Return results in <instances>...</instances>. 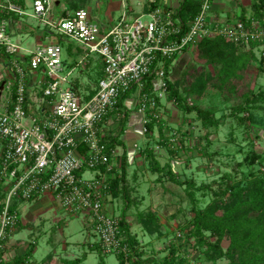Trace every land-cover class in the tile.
Returning <instances> with one entry per match:
<instances>
[{"label": "built area", "instance_id": "built-area-1", "mask_svg": "<svg viewBox=\"0 0 264 264\" xmlns=\"http://www.w3.org/2000/svg\"><path fill=\"white\" fill-rule=\"evenodd\" d=\"M185 0H147L138 15L123 13L102 27L88 11L77 8L59 19L51 17V0H33L32 9L43 26L77 42L84 56L74 66L64 65L58 42L33 50L27 59L9 40L5 14H24L15 0H0V46L11 58L14 78L0 92V264L2 252L16 228L19 204L51 195L66 214H82L86 227L98 238L102 254H125L119 218L104 208L107 189L99 167H108L116 153L107 142L105 121L122 110L119 101L141 115L142 133L158 121V101L167 92V67L186 49L203 39L220 38L252 50L264 67V14L229 15L213 8V0H198L197 12L179 14ZM96 57L102 77L82 93L72 75L84 59ZM41 95L27 102L25 77L37 72ZM36 75V74H35ZM152 92L144 91L146 83ZM13 88L14 100H11ZM96 171L92 177H84Z\"/></svg>", "mask_w": 264, "mask_h": 264}, {"label": "rangeland", "instance_id": "rangeland-1", "mask_svg": "<svg viewBox=\"0 0 264 264\" xmlns=\"http://www.w3.org/2000/svg\"><path fill=\"white\" fill-rule=\"evenodd\" d=\"M62 1L69 10L85 7L92 21L109 27L117 22L115 19L124 10L123 5L137 9V3L143 0ZM252 2L213 0L212 4L215 10L224 14L243 10L248 16L254 15ZM29 11L32 13L31 8ZM107 15L114 19L109 26L106 24ZM13 39L22 41L21 37L13 36ZM198 53L196 44L186 49L172 62L168 78L188 105L197 106L218 119V125H203L196 112L180 111L173 97L166 92L160 101V123L155 125L154 135L150 134L148 138L151 139L137 150L134 165L126 167L125 179L118 183L117 196L107 193L104 201L107 213L116 217H119L125 201H129L126 220L130 232L135 235L139 258L144 264H155L168 258L183 259L185 264L227 262L225 258L208 260L203 249L195 247L194 238L187 232L193 211L185 186L170 181L165 172L161 177L153 173L144 154L146 148L153 150L161 165L168 164L179 180L189 181L196 187L200 206L206 205L214 192H221L229 180L243 185L253 174L264 176V67L255 57L252 64L241 71L242 79L221 83L217 79L220 65L202 59ZM99 73L96 69L92 79L97 80ZM35 74L36 81L43 76L39 71ZM77 74L75 71L72 77ZM126 110L128 115L136 111L134 107L124 106L116 114L115 134L119 133ZM138 143L142 144L141 140ZM120 155L116 164L109 167L110 162L100 177L120 178ZM96 173L88 171L84 177L89 178ZM18 207L20 219L28 225L21 229L16 226L10 240L21 243L17 248L30 251L28 259L31 263L41 261L50 252L58 257L54 264H62V257H79L84 252L83 264L99 262L98 238L91 228L86 227L82 214L64 213L52 198L38 203L23 201ZM146 214L154 216L147 223L143 221ZM228 243V240H223L221 245L226 248ZM90 245L97 249L91 250ZM16 250L13 247L10 253L15 256ZM126 252L122 264L129 262ZM4 254L3 251L2 256ZM103 255L106 264H120L115 254Z\"/></svg>", "mask_w": 264, "mask_h": 264}, {"label": "trees", "instance_id": "trees-1", "mask_svg": "<svg viewBox=\"0 0 264 264\" xmlns=\"http://www.w3.org/2000/svg\"><path fill=\"white\" fill-rule=\"evenodd\" d=\"M199 8L197 0H185L179 12L185 19L192 17ZM251 11L255 16L261 17L264 14V0H253L251 4ZM244 17V11L240 13ZM63 37V36H60ZM199 56L220 65L218 70V77L221 83L231 82L238 78L242 79L241 71L252 64L255 55L252 50H245L243 47L220 38L203 39L196 44ZM76 61L68 64L69 67L74 66ZM171 66L167 67V76L170 72ZM102 77V72L99 78ZM167 92L173 97L177 107L182 112H196L198 119L203 125L217 126L218 119L206 114L200 110L199 107L188 105L174 87V83L167 77ZM144 91L152 92V86L149 82L146 83ZM95 90L90 92L93 94ZM15 89L13 88L11 100H14ZM125 96L119 101L122 110L124 108L123 100ZM158 106L160 102L158 101ZM159 111V109H158ZM129 115L126 114L121 120L119 133L107 136V142L113 147L124 145L120 136L124 134ZM160 121H152L147 125L148 134H150L155 125ZM161 129V127H160ZM147 158L149 169L153 173H157L161 177L163 173L167 174V178L175 184L184 185L185 192L192 203L193 217L187 227L188 235L194 238L195 247L203 249V253L208 260L216 261L221 258L227 259L226 264H264V176L253 174L245 184L240 185L238 182L229 180L228 183L221 188V192H214L213 198L204 206H200L199 199L196 197V187L189 181H182L176 176L168 164L161 165L154 156V152L150 148L144 150ZM111 162V161H110ZM119 169L121 171L120 178H106L108 184L104 191L105 195L110 193L112 196H117V187L119 181L125 179V171L128 166L127 155L125 151L120 156ZM106 166L99 167V170L106 172ZM115 169V168H114ZM113 171V170H112ZM201 189V188H197ZM129 201L126 200L122 211L119 215L120 236L122 242L126 245L129 260L128 264H144L139 258L140 253L137 248L135 235L130 232L129 224L126 220L127 208ZM152 214V213H151ZM151 214H146L143 221L147 223L148 220L154 218ZM20 220L17 222L19 225ZM223 240H228V246L223 248L221 243ZM91 250L97 249L96 246L91 245ZM100 259L97 264H106L103 259V254L98 247ZM30 251L25 254L15 257L12 261L4 264H21L28 260ZM127 254V252H126ZM119 263L122 264L125 259L122 253L115 254ZM86 258L84 252L81 256L75 258H63L62 264H83ZM33 264V263H27ZM38 264V263H36ZM155 264H185L183 259L176 260L175 258H168L162 262Z\"/></svg>", "mask_w": 264, "mask_h": 264}, {"label": "crops", "instance_id": "crops-1", "mask_svg": "<svg viewBox=\"0 0 264 264\" xmlns=\"http://www.w3.org/2000/svg\"><path fill=\"white\" fill-rule=\"evenodd\" d=\"M15 1L21 7L24 14L22 15L5 14L3 17L8 21L9 40L12 43L19 46L20 57L22 60L27 59L28 57L27 55H29L36 48L42 47L48 43H52L54 42L53 40H55L59 44L62 43L61 47L63 48L64 51L63 60L65 66L72 63L73 61L77 62L83 58L84 51L77 42L67 38L58 37L59 35L49 30L47 27L43 26L41 22L35 16H33V9H32L33 0H15ZM146 2L147 0H143L137 3V7H138L137 9L128 5L127 6L123 5L124 10L122 11L121 15L123 13H127L129 15L141 14L147 7ZM30 8L32 9V13L31 11H29ZM77 8L85 9V7L80 6V7H74L73 9L69 10L65 7V4L62 0H51V8H50L51 17L53 19H59L61 17H65ZM88 13L90 15L89 11ZM121 15H118V17H120ZM118 17H116L117 19L115 20H118ZM107 18L108 19L106 21V24L108 26L113 24L114 21V19H112L113 17L107 15ZM22 19H26V21L23 22ZM13 36L14 37L16 36V38L21 37L22 41H19L20 39L14 40ZM24 42L26 43V45H23ZM241 47H243L245 50H249L245 46H241ZM10 62H11L10 56L4 51L3 47L0 46V86L2 84L4 86L8 81L13 80L14 78V71ZM96 69H99V71L102 72V65L99 59L96 57H88L84 59L83 64H80V66H78L77 68L78 74L74 77V82H73L78 91L82 93H87L94 88L98 79L97 80L92 79L93 78L92 73L96 72ZM25 83H26L27 98H28L27 102L34 103L33 105L35 106L36 100L41 95V92L37 87L35 74L32 73L27 74L25 77ZM0 92L2 95L6 96L7 91H5V89H0ZM132 107H133L132 105H129L127 108H132ZM116 117H117L116 113L114 114L112 113L106 119L105 121L106 134L115 135L116 127H117L116 126L117 124L115 122ZM150 134L154 135V132ZM150 134L147 135L142 133L141 115L138 114L136 111H132L131 114L129 115L125 132L120 136V139L123 141L124 145L115 147L117 154L114 157H112L109 167H111L112 165L114 166L116 164L118 160L117 157H119L121 149H122V153L125 151L127 155L128 167H132L137 158L136 156L137 150L140 148V146L142 145L145 146L147 141L151 139L148 138L151 136ZM138 140H141L142 144H139ZM45 198L46 199L52 198L54 200V198L51 195H44L38 199L31 200L28 202L38 203L45 201ZM57 207L58 209H60L58 203H57ZM27 225L28 224L26 223V221H22V219H20L18 228L20 229L23 227L25 228ZM12 234L10 235V237L12 236ZM10 237L9 239L6 240L5 247L3 250L5 252L3 256L7 261H12L15 257L21 256L27 252L25 251V249H23V247L17 248V246H19L21 243L17 242L16 240L11 241ZM13 247L17 249L16 251H18L17 255L15 256L10 253V249H12ZM89 247H91V245ZM57 258L58 257L55 253L50 252L41 261L37 263L54 264L53 262ZM61 259H63V257ZM27 263H31L29 259L25 260V262H22L21 264H27ZM33 264H36V262H34Z\"/></svg>", "mask_w": 264, "mask_h": 264}, {"label": "water", "instance_id": "water-1", "mask_svg": "<svg viewBox=\"0 0 264 264\" xmlns=\"http://www.w3.org/2000/svg\"><path fill=\"white\" fill-rule=\"evenodd\" d=\"M3 84L0 86V89L2 88Z\"/></svg>", "mask_w": 264, "mask_h": 264}]
</instances>
